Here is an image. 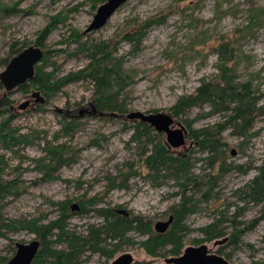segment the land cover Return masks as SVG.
<instances>
[{
	"label": "rangeland",
	"instance_id": "1",
	"mask_svg": "<svg viewBox=\"0 0 264 264\" xmlns=\"http://www.w3.org/2000/svg\"><path fill=\"white\" fill-rule=\"evenodd\" d=\"M102 3L99 0H0V71L18 49L38 46L37 40L48 27L50 31L38 47L45 55L46 62L41 61L45 70H53L55 76L85 67L90 60L89 46L105 41L116 50L113 57L121 59L132 77V82L118 97L123 113L101 114L96 110L92 102L93 86L88 79L70 81L44 104L34 103L23 110L17 108L18 105L29 99L35 89L28 85L27 92L17 88L2 95L4 92L0 91V96L7 97L14 106L12 111L16 115L11 126L32 135L28 138L32 140L30 144L12 150L0 145V155L6 163L0 177L16 179L20 192L0 204L6 220L40 219L47 223L59 217L61 203L71 201L69 229L83 232L88 225L101 221L93 213L74 212L71 206L77 204L80 208V203L94 196L102 199L100 207L124 210L131 217L149 220L152 230L156 222L167 220L170 208L179 202V198L173 196L177 192L176 184L171 180L163 181L160 186L150 183L143 166V149H148L149 145L145 147L141 142L132 141V126L139 120H130L125 114L162 111L173 116L170 109L180 96L193 93L202 79L217 74L215 48L221 40L232 42L236 47L235 74L239 80L252 82L259 97L258 105L262 106L250 130L255 135L249 140L241 143L242 138L235 136L230 126L222 132L228 145L227 160L232 164L250 162L255 166L264 158V17L259 26L243 31L249 10L264 8V0H127L105 25L87 31ZM4 6L11 10L3 9ZM146 24L139 48L135 49L124 36ZM208 110V106L189 108L184 114L173 116V127L179 123L185 127L181 120L187 119L193 120L194 128L223 120L219 115H204ZM5 117L7 113L0 116V123ZM64 118L74 119L76 128L72 135L54 139ZM150 131V136L158 138L160 133L152 127ZM161 135L166 141L165 134ZM46 141H52V146L65 143L68 155L75 158L52 177H46L39 170L45 163L42 158ZM190 146L192 141L186 132V143L177 150L188 152ZM231 150L235 153L231 154ZM190 153L192 161H196L192 171L195 174L207 172L206 165L200 161L203 155L196 149ZM119 169L138 171L130 177L126 190L107 192V177ZM255 174L253 168L246 173L232 169L222 177L218 199L199 203L197 211L182 222L188 232L181 251L201 245L198 241L203 237L199 229L211 223L224 205H229L228 210L233 211L234 191ZM259 211V206L250 204L237 220L245 226L259 217ZM128 239L122 242L115 257L128 253L134 264H165L164 258L151 257L142 248L145 237L130 233ZM34 240L39 239L28 231L6 233L0 238V255L10 259L16 244ZM227 242L221 246H214V241L204 245L210 253L222 256L230 264H264V218L244 233L237 247ZM89 257H83L82 264L111 263L98 256Z\"/></svg>",
	"mask_w": 264,
	"mask_h": 264
},
{
	"label": "trees",
	"instance_id": "2",
	"mask_svg": "<svg viewBox=\"0 0 264 264\" xmlns=\"http://www.w3.org/2000/svg\"><path fill=\"white\" fill-rule=\"evenodd\" d=\"M3 9L11 10L7 6ZM249 12L243 31H248L254 25L259 26L264 17V8H251ZM147 26L148 24L126 33L124 39L138 49ZM49 31L47 27L42 32L40 39L36 42L38 46L42 45V39ZM88 50L90 60L85 67L60 77L55 76L53 70H45L44 55L43 62L35 67L34 78L19 89L27 92L29 85L35 90H40L47 101L68 82L88 79L93 86V105L101 114L123 113V104L119 102L118 97L120 92L132 82V77L123 67L121 59L113 57L116 50L112 49L107 42L100 41L92 44ZM20 51L21 49H18L16 52ZM215 54L218 58L217 74L214 77L202 79L193 93L180 96L170 109L173 116L177 117L189 108L208 106L209 110L204 112V115H219L223 118L211 125L198 128L192 126V119L181 120L187 129V137L192 141L190 151L196 149L203 155L200 161L206 165L207 172L195 174L192 168L193 162L196 161H192L190 151L179 152L177 148L170 147L161 133L157 135L158 138L150 136L151 126L147 123L138 121L132 126L134 131L131 136L132 141L141 142L145 147L149 145L148 149H143V166L150 183L160 186L163 181L171 180L176 184L177 192L173 196L178 197L179 202L170 208V215L174 221L166 233L153 232L151 222L144 218L126 217L117 214L116 209L98 206L102 199L94 196L80 203V213L93 212L97 217H102L104 222L96 226L89 225L82 235L69 229L68 206L71 201H65L59 205V217L47 223H42L40 219L6 220L0 205V238L5 237L6 233L19 230L35 234L41 243V250L33 264H78V258L81 252L86 250L85 248L103 253L110 258L119 252L123 241L129 240L130 233L146 238L141 246L151 257L165 259L178 256L183 247V238L188 232V228L182 224L184 219L197 211L199 203L218 199L219 183L228 171L235 169L246 173L253 168L256 174L248 183L234 191L236 204L233 207L235 209L229 211L230 206L224 205V209L214 217L211 223L199 229L203 237L198 241L201 244L227 237V244L237 247L244 233L254 228L264 218V158L259 165L255 166H252L250 162L232 164L227 160L228 145L223 140L222 132L230 126L232 133L242 138L241 143L249 140L255 135L250 130L256 115L261 114L262 106L258 105L259 97L256 95L257 90L252 82L249 79L239 80L235 74L237 49L233 43L227 40L219 41ZM0 91L4 92L1 83ZM6 94L2 93V95ZM2 95L0 96V116L7 113V117L0 123V145L6 150H12L14 147L30 144L32 140L28 138L32 136L31 134L21 133L18 128L11 126L16 114L12 111V105L7 101V97ZM64 120L59 133L53 136L54 139L72 135L74 132L76 128L74 119L64 118ZM51 144L52 141H46L43 146L45 156L42 158V163H45L39 167L46 177H52L60 167L75 161L73 156L68 155L65 143L55 146ZM1 164L3 167L0 166V172L6 164L3 155H0ZM137 171L119 169L116 173L109 175L106 191L126 190L130 177ZM19 194L16 179L2 180L0 177V204L7 197H16ZM250 204L260 207L259 217L244 226L237 218L240 217V212L242 214L245 207ZM105 242H110L111 250H107L106 245L102 246ZM218 252L220 254L221 250ZM8 260L7 257L0 255V264H6Z\"/></svg>",
	"mask_w": 264,
	"mask_h": 264
},
{
	"label": "water",
	"instance_id": "3",
	"mask_svg": "<svg viewBox=\"0 0 264 264\" xmlns=\"http://www.w3.org/2000/svg\"><path fill=\"white\" fill-rule=\"evenodd\" d=\"M127 0H105L99 5L93 16L91 23L87 27V31L97 30L101 28L112 14L124 4ZM198 1V0H193ZM44 52L36 45H29L17 54L13 55L5 67L0 71V83L4 89V93L13 91L21 86L28 84L35 75V67L41 63ZM30 97L34 103L44 104L45 96L41 94L40 90H32ZM29 104L25 100L18 105L19 109H25ZM126 118L130 120H139L145 122L154 128L158 133L165 134L167 144L172 148H179L186 143V129L180 123L177 127L174 117L167 112H141L131 111L125 114ZM235 151L231 150V154ZM72 211L79 210L77 204L71 206ZM117 214L127 216L128 213L124 210H116ZM174 219L169 216L165 221H158L154 225V232L156 234H164L168 231ZM228 241L227 238L214 241V246H221ZM39 248L37 241H31L27 244H16V251L14 255L7 261L6 264H31L35 258ZM165 264H230L222 256L215 253H210L204 244L196 247H188L184 249L180 255L168 257L164 260ZM112 264H133V257L126 253L120 255Z\"/></svg>",
	"mask_w": 264,
	"mask_h": 264
},
{
	"label": "flooded vegetation",
	"instance_id": "4",
	"mask_svg": "<svg viewBox=\"0 0 264 264\" xmlns=\"http://www.w3.org/2000/svg\"><path fill=\"white\" fill-rule=\"evenodd\" d=\"M46 99V98H45ZM28 101H29V104L27 105V107L26 108H28L30 105H34V101H33V99L30 97L29 99H27ZM18 108V107H17ZM25 108V109H26ZM11 109L12 110H14V106H11ZM97 110V109H96ZM102 201V200H101ZM102 205V202H100V204H98V206H101ZM104 208H110V207H104ZM75 212H77V213H80V208H79V210H77V211H75ZM88 213H93V212H88ZM128 213V212H127ZM81 214H87V213H81ZM94 214V216L95 217H97L96 215H95V213H93ZM122 215V214H121ZM124 216V215H123ZM129 216V213H128V215L126 216V217H128ZM169 216H171V215H169ZM168 216V217H169ZM97 218H99L100 219V224L102 223V222H104V219L102 218V217H97ZM94 225V224H93ZM89 226V225H88ZM88 226L86 227V229H84V231L83 232H77V234L79 235H82V234H84L85 233V231H87V229H88ZM96 226V225H95ZM35 235V234H34ZM35 241V240H34ZM38 243H39V248H38V251H37V254H36V256H35V258L33 259V261H32V263L31 264H33L34 263V261H35V259H36V257H37V255H38V253H39V251L41 250V243L38 241V240H36ZM106 243V244H105ZM104 244H102V246H105L106 247V249L107 250H111L112 249V246H111V244H110V242H105ZM60 247V246H59ZM86 250H84L83 252H81V254H80V257L78 258V264H82L83 262H81V260H82V258L83 257H86V256H90V257H95V256H98L99 258H101V259H104L105 260V262H108V261H111V263L110 264H112V262L115 260V259H117L120 255H123V254H120V255H118L117 257H115V254H114V256L113 257H108L107 255H104L103 253L101 254L100 252H95V251H90V250H88L87 248H85ZM182 252V251H181ZM181 252H180V254H181ZM118 253V252H117ZM124 254H126V253H124ZM179 254V255H180ZM89 257V258H90ZM172 257V256H171ZM168 258V257H167ZM166 259V258H165ZM134 264V263H133Z\"/></svg>",
	"mask_w": 264,
	"mask_h": 264
}]
</instances>
